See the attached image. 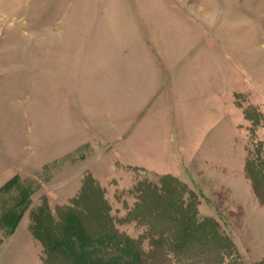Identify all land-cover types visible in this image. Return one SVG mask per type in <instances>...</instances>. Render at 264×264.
Segmentation results:
<instances>
[{"label":"rangeland","instance_id":"374dc122","mask_svg":"<svg viewBox=\"0 0 264 264\" xmlns=\"http://www.w3.org/2000/svg\"><path fill=\"white\" fill-rule=\"evenodd\" d=\"M173 1L0 0V187L15 178L0 216L4 199L7 209L30 191L9 235L0 218V264H44L31 209L104 197L122 218L136 186L171 177L246 264H264V204L244 173L254 144L264 154V0H186L191 18H130Z\"/></svg>","mask_w":264,"mask_h":264},{"label":"trees","instance_id":"16d2710c","mask_svg":"<svg viewBox=\"0 0 264 264\" xmlns=\"http://www.w3.org/2000/svg\"><path fill=\"white\" fill-rule=\"evenodd\" d=\"M259 111L246 110L256 122ZM244 173L255 195L264 204V154L260 143L247 152ZM15 178L7 181L6 188ZM144 185V184H143ZM142 185V186H143ZM136 186V201L122 218L110 213L103 198L93 208L75 203L53 212L37 207L29 212V229L41 243L44 264H246L221 225L210 216L198 214L191 190L176 178L168 185L149 182ZM166 186V187H165ZM176 186L188 196H180ZM27 188V189H26ZM28 185L11 206L1 209L5 234L12 233L29 202ZM118 219L143 226L130 235L117 225Z\"/></svg>","mask_w":264,"mask_h":264},{"label":"crops","instance_id":"0c3cea01","mask_svg":"<svg viewBox=\"0 0 264 264\" xmlns=\"http://www.w3.org/2000/svg\"><path fill=\"white\" fill-rule=\"evenodd\" d=\"M162 2V1H161ZM161 2H157V8H156V10L157 11H155V12H148L147 11V8L144 6V8L142 7V9H140V11H138V13H136V11L133 13V12H130V9H129V15H130V18H132V20L134 19V22H136L137 24H140V25H146L147 24V21L149 20V19H152L153 18V20L155 21V22H157L156 21V17L157 16H160V14H165L166 15V17H165V19L167 20V18H168V16H171L172 15V13H171V9L174 11L175 9H178V8H180L181 10H183V9H185V5H189L190 3L188 2V1H186V0H182V1H173L172 2V4L174 5V6H172V7H170V5H169V7L168 6H166V5H164L163 3H161ZM168 3V2H167ZM169 4H171V3H169ZM177 8H176V7ZM166 9V10H165ZM165 10V11H164ZM170 10V11H169ZM189 12V11H188ZM187 12V10L185 9L184 10V12H178V11H176V15L174 16V17H176L177 19H178V17H182V16H186V17H189L190 16V13H188ZM144 13H145V15H144ZM147 14H151L150 16H149V18L147 17ZM207 14L208 13H206L205 15H203L202 14V19H206V18H209V16H207ZM189 18H191V17H189ZM150 21V20H149ZM161 31H162V28H161ZM143 38V40H145V38H147V37H149L148 35H147V33L146 34H144V36H141V33H140V31H139V36H138V39L139 38ZM148 42H151V41H148Z\"/></svg>","mask_w":264,"mask_h":264}]
</instances>
